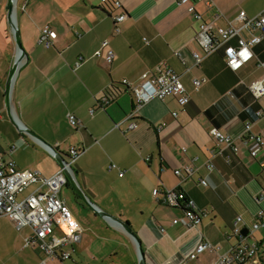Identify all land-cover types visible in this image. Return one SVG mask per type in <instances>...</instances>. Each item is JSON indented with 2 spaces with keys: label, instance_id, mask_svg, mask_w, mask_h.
Returning a JSON list of instances; mask_svg holds the SVG:
<instances>
[{
  "label": "crops",
  "instance_id": "1",
  "mask_svg": "<svg viewBox=\"0 0 264 264\" xmlns=\"http://www.w3.org/2000/svg\"><path fill=\"white\" fill-rule=\"evenodd\" d=\"M8 1L0 0V154L5 160L47 177L60 169L52 154L20 132V126L65 160L71 148L84 150L73 164L82 193L90 204L128 224L145 264H214L239 245L264 242V148L252 158L242 142L246 123L264 138V114L258 116L264 98L254 99L248 89L264 75L258 66L264 60V37L242 51L232 68L225 64L224 48L196 66L192 55L201 51L199 23L179 0H118L121 9L114 8V0H17L16 25L26 56L13 83L8 113L6 86L16 57ZM209 1L211 5L206 0L190 3L213 28L228 26L240 11L254 17L264 10V0ZM121 12L127 17L117 24L116 33L113 17ZM46 27L56 34L50 48L40 43ZM242 36L249 38L244 32ZM103 41L108 42L103 55L114 53L110 65L92 58ZM236 44V39L228 43ZM79 57L84 62L76 69ZM167 68L180 76L188 103L180 106L172 97L152 100L128 121L134 97L123 81L137 85L142 74ZM194 80L202 81L197 91ZM70 115L80 127L69 124ZM130 122L135 128L129 129ZM212 129L239 142L237 154L217 144ZM207 161L212 171L205 167ZM110 164L118 171H109ZM186 167L194 168L190 177L174 174ZM155 188L184 193L201 214L200 223L173 224L184 211L154 199ZM60 196L81 228L70 264H138L137 246L120 228L97 215L74 190L71 198L62 190ZM237 217L242 218L243 240L232 231ZM257 222L260 227L252 231ZM24 234L0 217V264H38L44 258L22 248ZM203 242L213 250L190 260ZM65 262L47 259L45 264ZM253 264H264V248Z\"/></svg>",
  "mask_w": 264,
  "mask_h": 264
},
{
  "label": "built area",
  "instance_id": "2",
  "mask_svg": "<svg viewBox=\"0 0 264 264\" xmlns=\"http://www.w3.org/2000/svg\"><path fill=\"white\" fill-rule=\"evenodd\" d=\"M201 1V0H199ZM211 5L209 0H206ZM106 3L107 0H101ZM180 5L186 7V12L193 16L195 21L199 23V31L201 33V51L194 52L192 55L194 65L201 64L203 58L223 49L224 61L228 68H232L239 60L242 51L251 49L258 45L264 37V10L254 17H248L244 11H240L233 22L226 27H215L207 25L203 22L201 16L197 14L190 0H179ZM113 6L121 9L120 1L114 0ZM127 15L121 12L113 17L115 32L119 33L120 29L117 24L123 22ZM249 35L245 39L242 34ZM56 38V34L49 28L41 31L40 43L45 48L52 46V41ZM237 40L235 46L228 45L233 40ZM108 46L107 41H103L100 49L96 50L92 58H103L107 65L113 62L114 53L107 50L103 55L102 51ZM180 57L179 53L175 54ZM84 62L83 57H79L75 62V68H79ZM264 71V60L258 63ZM202 81L194 80L193 86L197 91ZM132 92L134 97V109L128 115L127 120L138 117L142 108L152 100H164L168 97L175 98L180 106H185L189 101V96L180 80V76L171 69H158L157 74L149 75L144 73L140 77V83L131 85L126 80L123 81ZM248 89L256 100L264 98V75L261 79L252 82ZM108 104L107 99L103 100ZM264 114V109L258 112V116ZM176 116V113L173 114ZM68 122L72 127H80V122L74 116H68ZM135 128V124L130 122L129 129ZM242 142L247 145L249 155L255 158L264 148V138L252 132V125L246 123L244 125ZM211 138L219 145L230 148L234 154H237L239 142H235L231 137L222 134L217 129L210 131ZM84 150L71 148L68 153L69 161H66L63 167L53 175L46 177L38 170H20L11 160H5L0 154V217L7 218L17 231L25 232L22 237V248L31 249L41 253L44 258L38 264H45L47 259L57 260L61 263L70 260L71 252L76 244L81 240V228L73 214L66 207L60 193L62 188L68 184L64 170H72L71 166L81 157ZM205 167L213 170L210 161L205 163ZM109 171L117 170L115 164L108 166ZM194 172V168L186 167L184 170H175L176 176L182 173L190 177ZM123 172H119L118 176L122 177ZM206 186L205 181H201ZM31 188V191L21 200L17 199L19 194L24 193ZM152 197L173 208H181L184 215L181 219H176L173 224L183 223L187 227H195L201 221V214L194 209V204L186 195L177 188L152 190ZM261 217V212L258 214ZM242 222L241 217H237L233 224V234L243 240L242 230L239 224ZM260 224L257 222L252 226V231L257 230ZM260 248H264V242L251 243L248 245H239L228 255L220 256L214 264H253L258 257ZM205 250H213L212 245L208 243H199L194 251L189 255L190 260H195L197 256Z\"/></svg>",
  "mask_w": 264,
  "mask_h": 264
},
{
  "label": "water",
  "instance_id": "3",
  "mask_svg": "<svg viewBox=\"0 0 264 264\" xmlns=\"http://www.w3.org/2000/svg\"><path fill=\"white\" fill-rule=\"evenodd\" d=\"M16 7H17V0H9L8 1V15H7V17H8V22H9V25L11 28V34L13 37L15 48H16V57L14 59L12 67H11L9 79H8L7 86H6V94H5L6 108H7L8 113L11 112V106H12V104H11V93H12L13 83H14L15 77L17 75V72H18V70H19V68H20V66H21V64H22V62L26 56V52H25V50L22 46V42H21L20 32H19L18 27L16 25ZM19 128H20L19 129L20 132L27 134L33 140H35L38 144H40L42 147H44L46 150H48L52 154L54 159L57 161V163L60 167H63L64 164H66V160L64 158L57 156V154H56L55 150L52 148V146L47 144L38 135H36L34 132L29 130L25 126H20ZM64 173H65V176L67 178L68 184L73 188L75 193L82 199V201L87 206H89L92 210H94L96 212V214L99 215L101 218L110 221L115 226L120 228V230H122L126 235H128L134 241V243L137 246V250H138V256H139L138 264H145L144 263V255H143L141 246L139 244V241H138L136 235L131 230V228L128 226V224L123 222L120 218L113 216V215H110L106 212H103L99 208H96L95 206L90 204L88 202V200L86 199V197L84 196V194L82 193V191H81V189H80V187L76 181V177H75L74 172L72 170L66 169V170H64Z\"/></svg>",
  "mask_w": 264,
  "mask_h": 264
},
{
  "label": "rangeland",
  "instance_id": "4",
  "mask_svg": "<svg viewBox=\"0 0 264 264\" xmlns=\"http://www.w3.org/2000/svg\"><path fill=\"white\" fill-rule=\"evenodd\" d=\"M66 161H69V158H67V160ZM59 168H60V166H59ZM71 169H72V171L74 172V166L72 165L71 166ZM33 170H37V169H33ZM38 171H40V170H38ZM41 172V171H40ZM74 174H75V172H74ZM43 175V174H42ZM43 176H45V175H43ZM47 177V176H46ZM31 191V188H29L28 190H26L24 193H22V194H19L18 196H17V199L18 200H21L22 198H24L25 197V195L26 194H28L29 192ZM62 194L65 196V197H68V198H71V196H72V194H73V189L70 187V188H63L62 189ZM79 198V197H78ZM79 200H82L81 198H79ZM81 206H86L84 203H82V205ZM88 208V207H87ZM66 264H70L68 261H66L65 262ZM58 264H61V263H58Z\"/></svg>",
  "mask_w": 264,
  "mask_h": 264
},
{
  "label": "trees",
  "instance_id": "5",
  "mask_svg": "<svg viewBox=\"0 0 264 264\" xmlns=\"http://www.w3.org/2000/svg\"><path fill=\"white\" fill-rule=\"evenodd\" d=\"M67 185H69V184H67Z\"/></svg>",
  "mask_w": 264,
  "mask_h": 264
}]
</instances>
